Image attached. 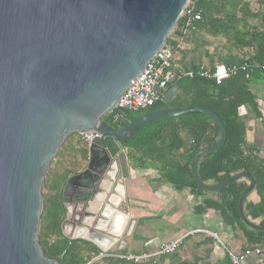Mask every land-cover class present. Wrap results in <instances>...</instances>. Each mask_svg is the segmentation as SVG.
Returning a JSON list of instances; mask_svg holds the SVG:
<instances>
[{
    "label": "water",
    "instance_id": "95a60500",
    "mask_svg": "<svg viewBox=\"0 0 264 264\" xmlns=\"http://www.w3.org/2000/svg\"><path fill=\"white\" fill-rule=\"evenodd\" d=\"M188 1L0 0V264H61L46 257L39 242L43 188L65 142L82 133L101 138L89 146L87 169L63 188L62 232L66 236L67 220L77 209L83 217L77 221L79 232L67 238L117 253L111 247L127 227L116 160L125 168L122 144L152 122L180 121L191 113L206 115L220 133L218 142L193 157L194 182L205 192L218 193L248 180L240 216L248 227L264 231L245 214V201L256 190L250 174L239 173L220 184L200 179L201 159L227 142L224 123L212 110L153 108L122 130L103 121L167 44ZM177 89L162 98L165 105L173 102ZM107 139L114 140L121 154L112 155Z\"/></svg>",
    "mask_w": 264,
    "mask_h": 264
},
{
    "label": "trees",
    "instance_id": "16d2710c",
    "mask_svg": "<svg viewBox=\"0 0 264 264\" xmlns=\"http://www.w3.org/2000/svg\"><path fill=\"white\" fill-rule=\"evenodd\" d=\"M257 4V12H254L248 0L202 1L197 5L196 9L202 19L196 23V31L186 40L179 53L182 55V65L187 66L189 58L190 63L198 62L199 65L193 64L179 69L184 73H193V77H184L174 84L182 89L184 98H177L170 105H165L161 99L154 110L201 106L220 117L227 131V142L221 150L209 153L201 159L198 174L202 182L211 184H220L239 173L250 174L256 182L255 191L260 201L257 204L245 202V214L251 221H259V225L264 227V157L256 148L247 146L246 122L240 115V109L245 106L258 114L256 96L252 93L250 84L256 76L264 75V70L254 69L248 78L247 73L240 71L235 77L221 84H217L212 78L199 75L202 71L213 72L217 64L227 67L264 65V0H257ZM179 26L180 22L167 44L172 42ZM211 48L214 49L211 51ZM205 59L208 60V69L202 64ZM171 88L173 85L167 91ZM151 112L152 109L137 113L126 111L119 113V122H114L110 115L104 117L103 121L122 130ZM219 138V130L210 118L201 113H191L181 117L180 121L164 119L144 126L123 143L122 148L128 151V157L134 165L151 166L158 170L161 180L171 184L176 190L190 189L194 195L217 196L219 201L206 199L204 207H198L197 212L202 213L206 209L220 212L228 226L243 233L246 240L245 252L252 251L257 246H264V231L249 228L240 216L239 201L248 188L249 181L243 179L218 193H208L200 189L192 178L191 162L195 154L204 147L214 145ZM107 145L112 155L120 152L113 139H107ZM66 147L64 144L56 158L63 155ZM76 151L81 153L85 161L88 160L87 149L78 148ZM180 152L185 154V162H181L177 156ZM77 166L79 165L75 162L72 168L49 174L46 179L45 191L48 190L49 194L44 196L39 242L45 256L56 259L61 264H89L94 257L101 254L91 243L70 240L62 233L61 226L65 217L63 188L69 178L79 172L76 170ZM167 258L162 257L156 262L145 264H163ZM102 263L135 264L117 258H103L92 264ZM224 264L231 262L227 260Z\"/></svg>",
    "mask_w": 264,
    "mask_h": 264
},
{
    "label": "crops",
    "instance_id": "0c3cea01",
    "mask_svg": "<svg viewBox=\"0 0 264 264\" xmlns=\"http://www.w3.org/2000/svg\"><path fill=\"white\" fill-rule=\"evenodd\" d=\"M187 48H189V45H187ZM181 58V53H178L175 63L177 70L186 66L180 63ZM187 61L188 67L193 64L199 65L198 62L190 63V58ZM202 64L208 69L209 64L205 60ZM174 87L178 89L173 102L177 98H184L182 89L173 84ZM250 89L256 96L259 115L247 106L240 109V115L246 122L247 146L256 148L260 155L264 157V75L256 76L254 82L250 84ZM120 152L118 154H121ZM177 156L181 162L186 161L184 153H177ZM122 159L125 168L121 166L120 159L116 158L118 161L117 168L120 170V175H122L121 186H123V197L121 198L123 203L120 211L125 214L128 223L126 222L127 227L122 232L124 237L122 239H120L122 236L117 237L118 241H121L119 243L117 241L111 247L112 250L117 252L116 254L151 252L163 243L184 238L177 254L165 256L170 260V264H224L227 260L233 264L229 252L243 255L246 251L244 249L246 240L240 230L234 231L232 227L225 223L221 213L214 209H206L202 213L197 212L198 207H204L206 199L219 201L217 196L212 194L194 195L190 189L176 190L171 184L161 180L158 170L151 166L139 167L134 165L129 159L126 149H123ZM87 165L88 163L86 166L76 169L79 172L75 175L84 172ZM259 201V196L254 191L247 197L245 202L257 204ZM71 213L67 220L66 236L63 234L66 238L67 236L74 237L77 235L79 226H81L77 221L83 218L80 219V213L77 209L71 211ZM248 220L255 225H259V221H251L249 218ZM133 221L135 225L132 234L127 236L126 233ZM146 221L152 222V225H154L153 233H149L146 229ZM210 233L217 234L219 240ZM258 248L262 250L264 255V246H257L244 258L243 264H264L262 262L264 256L260 257L254 253V250Z\"/></svg>",
    "mask_w": 264,
    "mask_h": 264
},
{
    "label": "built area",
    "instance_id": "2783aa9c",
    "mask_svg": "<svg viewBox=\"0 0 264 264\" xmlns=\"http://www.w3.org/2000/svg\"><path fill=\"white\" fill-rule=\"evenodd\" d=\"M211 2L213 0H189L187 7L181 17L180 26L177 29V34L172 38L170 44H166L161 51L149 62L147 68L142 75L132 83L131 87L127 90L125 95L115 106V109H120L123 112H141L148 109H153L158 101L163 98V93L168 88L175 84L177 81L184 77H193V73H184L176 69V56L182 48L185 46L187 39L191 38L192 34L196 31V23L201 21L202 17L200 12L197 11V5L202 2ZM177 28V27H176ZM172 36V35H171ZM262 68L264 65L258 64H245L241 67H227L224 64H217L213 72L211 70L202 71L200 76L206 78H212L217 84L229 80L235 77L240 71L247 73V78L250 72L254 69ZM113 109L110 112V116L114 122H119L121 116ZM83 142L89 147L92 142L100 135L93 133L80 134ZM214 238L219 240L217 234L210 233ZM184 238L177 239L171 242L163 243L156 250L151 252H143L140 254H114V253H101L98 257L94 258L92 264L103 258H117L125 260L135 264H145L150 262H156L157 259L172 256L180 249ZM252 251L244 252L243 255H236L229 252L230 259L233 264H243L244 258L248 256ZM257 256L263 257L261 249L254 250Z\"/></svg>",
    "mask_w": 264,
    "mask_h": 264
},
{
    "label": "rangeland",
    "instance_id": "374dc122",
    "mask_svg": "<svg viewBox=\"0 0 264 264\" xmlns=\"http://www.w3.org/2000/svg\"><path fill=\"white\" fill-rule=\"evenodd\" d=\"M248 1L251 3V6H252V9L254 10V12H257L258 8H259L258 4H257V0H248ZM213 49L214 48H211V51ZM205 61L208 63L207 59H205ZM215 64H217V63H215ZM65 144L67 145V147L65 148L63 155H61L60 157L56 158L53 161V163L50 167V171L48 173V176H49V174L64 171L65 168H72V164H75V162H77V164L79 165L76 167L77 170L80 169L84 165L86 166V164L88 163V160L85 161L82 158L81 153L76 151L78 148H81V149L85 148L87 150L89 149V147L88 146L86 147V145L84 144L83 139H82L80 134H76V135L70 137V139L67 140L65 142ZM44 185H45V187L43 188V198H44V196H48V194H49L48 190L45 191L46 181H45ZM41 221H42V218H41ZM41 226H42V222H41ZM146 229H148L149 233L150 232L153 233L154 225H152V222L146 221ZM52 239H54V238H52ZM106 253H113V252L108 251ZM114 254H116V253H114ZM129 254L134 255L133 253H129ZM91 257H93V256H91ZM94 258H96V257H94ZM157 261H158V259H157ZM169 262H170V260L167 259V260H165L164 264H168Z\"/></svg>",
    "mask_w": 264,
    "mask_h": 264
}]
</instances>
